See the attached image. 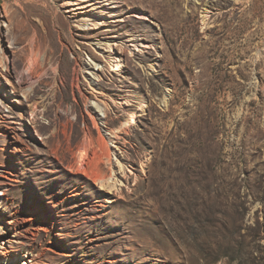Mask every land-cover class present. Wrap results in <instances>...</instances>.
Returning a JSON list of instances; mask_svg holds the SVG:
<instances>
[{"label":"rangeland","instance_id":"obj_1","mask_svg":"<svg viewBox=\"0 0 264 264\" xmlns=\"http://www.w3.org/2000/svg\"><path fill=\"white\" fill-rule=\"evenodd\" d=\"M0 42V264H264V0H0Z\"/></svg>","mask_w":264,"mask_h":264},{"label":"bare ground","instance_id":"obj_2","mask_svg":"<svg viewBox=\"0 0 264 264\" xmlns=\"http://www.w3.org/2000/svg\"><path fill=\"white\" fill-rule=\"evenodd\" d=\"M7 60H8V55L5 52V49L1 46V42H0V65L3 68V70L7 69V68H5L8 66ZM115 61H113V62H115ZM92 65H94V64H92ZM86 69H88V68L86 67ZM90 76H91V74H90ZM139 103L141 104V101H139ZM107 108H109V105L105 102L104 103L102 102V105L97 104V107L93 106L91 109H93V111H95L96 113H98L99 116H101V114H99V112H98V109L100 110V112H105V115H106L107 112L105 110ZM100 120H103V119H100ZM96 127H100V126H96ZM107 135H109V138L100 133V137L102 140L99 138L101 140L100 148L98 147L99 149H94L90 145L91 142H90V144L84 142L85 144H83V146H82V149H83L82 155L84 157V160L90 161V159L92 158V160L89 162L90 163L89 165L91 167L88 165L91 169V172L87 170L88 176L92 173L93 174L92 178H94L95 181L98 182L103 187L102 189L105 188L108 190H118L120 192V190H121L120 188L124 185V182L120 178H118L116 180H115V178H117L118 174H120L119 173L120 171H124V173H126L125 169H126L127 165L124 162H121V160H119L120 158H118V156L116 157L117 153L114 152L113 149L111 148V146L109 145L110 142H114V140H113L114 136H112V135H116V133L115 132H113L111 134L108 133ZM90 138H92V137H90ZM114 157H116V161H115ZM103 162H108L110 164L111 168H110L109 174H107L105 172L103 173L100 171V168H101L100 165ZM84 173H86V172H84ZM1 195H3V193H1ZM108 202H110V201H108ZM23 264H29V263L26 261H23Z\"/></svg>","mask_w":264,"mask_h":264}]
</instances>
